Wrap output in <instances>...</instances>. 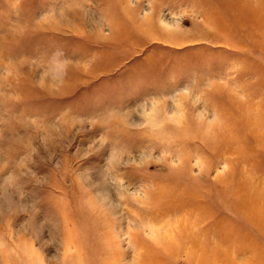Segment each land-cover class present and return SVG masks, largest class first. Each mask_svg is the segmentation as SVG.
Returning a JSON list of instances; mask_svg holds the SVG:
<instances>
[{
  "label": "rangeland",
  "instance_id": "1",
  "mask_svg": "<svg viewBox=\"0 0 264 264\" xmlns=\"http://www.w3.org/2000/svg\"><path fill=\"white\" fill-rule=\"evenodd\" d=\"M0 264H264V0H0Z\"/></svg>",
  "mask_w": 264,
  "mask_h": 264
}]
</instances>
